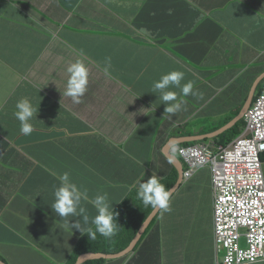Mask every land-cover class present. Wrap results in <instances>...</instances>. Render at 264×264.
Wrapping results in <instances>:
<instances>
[{
  "label": "crops",
  "instance_id": "0c3cea01",
  "mask_svg": "<svg viewBox=\"0 0 264 264\" xmlns=\"http://www.w3.org/2000/svg\"><path fill=\"white\" fill-rule=\"evenodd\" d=\"M102 1L67 14L63 3L49 9L41 0H0V264L69 260L85 235L54 217L59 176L68 172L89 199L113 187L110 172L90 170L88 149L107 158L104 149L115 144L123 150L130 138L154 156L183 136L233 135L240 130L233 131L236 118L264 78V0H152L150 19L161 26L165 48L151 32L133 26L148 0H118L114 28L121 39L116 47L107 44V51L88 24ZM101 21L98 30L106 23ZM105 58L111 59L109 76L102 71ZM77 59L101 80L80 103L64 95L67 67ZM172 70L185 73L182 83L193 81L196 95L183 97L171 88L186 106L170 118L152 85ZM132 78L140 81L127 84ZM22 97L40 103L28 136L13 115ZM80 205L95 215L89 201ZM195 216L184 264H215L212 225L199 230ZM68 221L83 225V216ZM39 222L49 224V231L37 240L53 252L28 251L42 258L38 263L16 257L17 249L36 247L33 224Z\"/></svg>",
  "mask_w": 264,
  "mask_h": 264
},
{
  "label": "clouds",
  "instance_id": "9594fccd",
  "mask_svg": "<svg viewBox=\"0 0 264 264\" xmlns=\"http://www.w3.org/2000/svg\"><path fill=\"white\" fill-rule=\"evenodd\" d=\"M48 1L54 6H60L63 3L62 0ZM89 2L91 0H80L75 1L74 6L65 5V12L69 14L70 12L83 10V5ZM151 4L152 0L146 2L144 8L136 15L133 26L138 30L151 32L154 40L158 43L162 41V36L158 25L150 19L149 8ZM110 64L111 59L105 58L102 71L106 76L110 75ZM67 73L68 79L64 95L70 97L73 102L80 103L85 97L84 95L88 88L89 68L82 59H77L75 62L69 64ZM184 80L185 73L183 71L172 70L163 74L159 80L153 82L152 92L158 94L161 103L166 105L165 113L173 114L182 108V103L178 99V93L170 90L171 88H178L180 90L179 95L183 97L196 95L193 81L188 80L182 83ZM263 84L264 78L256 87L258 92L255 94L254 99L247 104L249 107L246 109L247 105H245L240 115L236 118L235 123L237 126L239 125L240 130L237 131L239 132L238 137L233 139L229 144H218L214 140L215 137L213 138L209 135L183 136L176 139L175 144L169 151L158 152L154 156L144 151L143 158L138 166L135 167L128 162L126 156L128 153H132V150H138L135 144L139 143L126 138L123 150H120L118 146L114 154L113 163L110 162L109 165V168L112 170L110 176L113 180L111 191H122L127 188L136 189L137 186L138 189L135 201L132 202L129 197L119 200L116 204L120 205L116 210H113L112 202L107 193H97L94 198L89 199L87 190L81 191L80 187L71 180L68 172L60 175L58 178L59 186L55 187L53 192L54 199L51 208L63 222L65 229L72 232V229L75 228L82 235H85V237L79 240L76 247L80 248L84 242L89 243L90 241L95 242L97 245L106 246L113 240L121 239L120 243L129 240L127 246L117 252L89 251L81 253L78 259L87 254L101 256L100 258L89 259L82 264L98 260H104L103 264H184L188 255V248L192 244V236L189 233L196 225V216L194 214L188 215L187 205L197 209L201 208L199 198H188L186 195L189 192H195L196 194L200 192L202 183L195 180V175L204 167H209L211 171L209 193L212 208V240L215 252V264H226L227 251L217 243L215 238L214 212L216 195L220 193L225 195L226 198H232L237 189L247 188L250 183L242 182L239 179H235L232 182V179H230L232 176H227L225 169L222 168L220 176L223 177L224 183H229L220 184L214 177V170L209 163L201 167H192L180 153V150L208 146L214 156L218 158L223 153L219 148H228L237 138L243 137L242 135L246 129V114L256 102L261 92L263 94ZM39 105L40 103H34L30 97H22L16 102L13 115L19 122V130L22 135L28 136L34 131L32 121L37 117ZM220 135H217V137ZM195 138L200 139L190 141ZM247 139H252V136ZM169 154H172L177 159L181 169H178L168 158ZM263 155L264 152L260 156L261 163ZM262 167L264 173L263 164ZM116 169L119 170L115 172L114 170ZM99 170L100 168L96 167V171L98 172ZM131 180H134V182L130 185ZM82 201H89L91 203L95 210L94 216L90 217L89 214H86L84 207H79ZM127 206L131 207V209L128 210ZM80 215L83 216V225L79 221L75 224H69V217ZM196 227L203 232L208 229H202L200 218ZM178 240L179 244H176ZM239 246L241 250L245 251L247 249L245 237L241 238ZM167 247H172L176 250L177 259L168 262V259L164 255ZM75 253L76 251L72 255ZM259 263H264V261Z\"/></svg>",
  "mask_w": 264,
  "mask_h": 264
},
{
  "label": "built area",
  "instance_id": "2783aa9c",
  "mask_svg": "<svg viewBox=\"0 0 264 264\" xmlns=\"http://www.w3.org/2000/svg\"><path fill=\"white\" fill-rule=\"evenodd\" d=\"M242 136L228 148H219L223 153L218 158L208 146L180 150L192 167L209 163L220 184L224 183L220 176L222 168L227 176H232V182L239 179L250 183L247 188L237 189L232 198L220 193L216 195L215 238L227 251L226 264L264 261V173L260 160L264 152V84L263 94L261 92L246 114V129ZM250 136L252 139H247ZM242 237L247 240L245 251L239 246Z\"/></svg>",
  "mask_w": 264,
  "mask_h": 264
},
{
  "label": "rangeland",
  "instance_id": "374dc122",
  "mask_svg": "<svg viewBox=\"0 0 264 264\" xmlns=\"http://www.w3.org/2000/svg\"><path fill=\"white\" fill-rule=\"evenodd\" d=\"M45 5H47L49 7V9H51V4L49 3L48 0H41ZM63 4L66 6H74L75 4V0H62ZM119 14L118 11V0H103L102 3L98 4L96 6V11L95 14L93 15V17L89 20L88 24L91 27V30L93 32H95V34L97 35V38L99 39L98 41H100L101 43L103 42V48L104 50H110L109 48H107V44H113L114 47H116L118 45L119 40L121 39V37L116 34L115 32V28H114V20L116 19V16ZM98 18H101L102 21L101 22H106L105 24H103V29L98 30L97 26H98ZM156 45L159 48H165L167 45L164 42H158L156 43ZM114 74H116V72H113V76H115ZM89 83H88V90H94L99 89L100 88V84H101V80L98 77V74H96L95 72L89 70ZM118 81H121L122 78H118ZM123 81V80H122ZM134 81L139 82V78L136 80V78H132L131 82H126L127 84H131ZM185 104H182V108L185 107ZM168 116L170 118H172L174 116V114H168ZM92 138V137H91ZM97 139H101L100 137H97ZM112 148L111 151L106 148L104 149L106 154H107V158L106 157H95L93 154L90 153L89 149L87 151V155L88 158L92 160V164H91V168L90 170L95 172V168L99 167L102 171V173L104 174H108L109 172H111L112 170L107 168L105 165L107 164L108 161H110L111 163H113V159L111 158V155H114L116 153L117 150V146H115V144H111ZM144 156V150H136L132 153H128V155L126 156L128 162H130L131 164H133L135 167L138 166L139 162L141 161V159ZM262 164L264 165V162L262 160ZM119 169L114 170L115 172L118 171ZM195 180H198L202 183V188L200 190V192H198V194H196L195 192H189L188 195H186L188 198H193V199H200V207L203 208V211H206L207 214H210V218H209V222L206 224L204 223L201 219L200 222L202 224H204V226L206 228H208L209 226L212 225V208L210 205L211 202V197H210V193H209V188H210V182H211V171L209 169V167H204L202 169H200L197 174L195 175ZM196 181V182H198ZM134 182V180L130 181V185ZM137 189L138 186L136 187V189H124V190H119V191H111V189L108 187L107 191L103 192V193H107L109 197H111L112 201H113V205L112 208L113 210H116L120 204H116L119 200H123L126 198H130L131 201H135L136 199V193H137ZM206 201V202H204ZM90 203V202H89ZM91 204V203H90ZM79 207H81V205H79ZM128 210L131 209V207L127 206ZM56 221H61L60 218L57 215H54ZM79 217V216H78ZM49 224H46L44 222H39L37 224H33V227L36 229L37 232V237H32L33 243L36 245V247H32L31 250H21V249H17L15 256L24 260H31L35 263H38L40 261H42V258L38 257V256H30L28 251H35L38 253H48V252H53V249H50L49 251L45 249V247L43 246V242L42 241H38L37 238H44V236H46L45 234H47V232L49 231ZM197 228V227H196ZM25 233V232H24ZM28 234V233H27ZM29 236V234H28ZM78 244V243H77ZM176 244H179V240L176 242ZM59 246H62V244L60 243ZM222 257V256H221Z\"/></svg>",
  "mask_w": 264,
  "mask_h": 264
},
{
  "label": "trees",
  "instance_id": "16d2710c",
  "mask_svg": "<svg viewBox=\"0 0 264 264\" xmlns=\"http://www.w3.org/2000/svg\"><path fill=\"white\" fill-rule=\"evenodd\" d=\"M158 27H159L160 31H162L161 26L158 25ZM242 123H243V121H242ZM238 127H239V125L236 126L235 128H233V131L237 130ZM238 133L239 132L234 133L233 135H231L229 133H226V134L224 133V134H222V135H220L218 137H215L214 140L218 144L226 145V144H229L233 139L238 137L237 136ZM135 145H138V144H135ZM132 152H134V151L132 150ZM262 160L264 162V155L262 157ZM187 206H188V215H191V214L198 215L199 218L204 223L207 224L209 222L210 214H207L206 211H203L202 207L200 209H197V208L191 207L190 205H187ZM201 227H202V229H206V227L202 223H201ZM120 240L110 241L108 243V245H106V246L97 245L95 242H91V241L89 243H85L84 242L82 247H80V248L76 247L75 248L76 253L71 255L69 260L66 261L64 264H75L77 259H78V257H79V255L81 253H84V252L93 251V252L112 253V252L120 251V250L124 249L127 246L128 242H129V240H125L124 242L120 243ZM164 255L168 259V262H171L172 260L177 259L176 250L174 248H172V247H167L166 250L164 251ZM103 263H104V260H98V261H90V262H87L86 264H103Z\"/></svg>",
  "mask_w": 264,
  "mask_h": 264
},
{
  "label": "water",
  "instance_id": "95a60500",
  "mask_svg": "<svg viewBox=\"0 0 264 264\" xmlns=\"http://www.w3.org/2000/svg\"><path fill=\"white\" fill-rule=\"evenodd\" d=\"M249 107V105L246 106V109ZM245 109V110H246ZM200 138H195V139H192L190 141H195V140H198ZM168 158L174 163V165L178 168V169H181V166L179 164V162L177 161V159L172 155V154H169L168 155ZM101 256L100 255H92V254H87V255H83L81 256L78 261L76 262V264H82L84 263L85 261L89 260V259H95V258H100Z\"/></svg>",
  "mask_w": 264,
  "mask_h": 264
}]
</instances>
